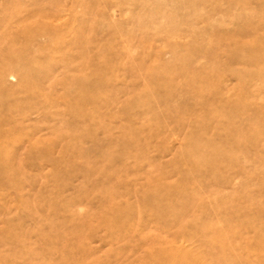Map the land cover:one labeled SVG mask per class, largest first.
Instances as JSON below:
<instances>
[{
    "label": "rangeland",
    "instance_id": "1",
    "mask_svg": "<svg viewBox=\"0 0 264 264\" xmlns=\"http://www.w3.org/2000/svg\"><path fill=\"white\" fill-rule=\"evenodd\" d=\"M0 264H264V0H0Z\"/></svg>",
    "mask_w": 264,
    "mask_h": 264
}]
</instances>
